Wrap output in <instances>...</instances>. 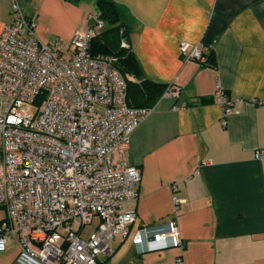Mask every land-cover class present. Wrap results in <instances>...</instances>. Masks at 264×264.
I'll use <instances>...</instances> for the list:
<instances>
[{"label":"crops","instance_id":"crops-1","mask_svg":"<svg viewBox=\"0 0 264 264\" xmlns=\"http://www.w3.org/2000/svg\"><path fill=\"white\" fill-rule=\"evenodd\" d=\"M97 1L0 0V35L16 2L35 21L38 40L70 44L88 29ZM110 1L144 79L179 96L163 95L131 134L129 162L142 176L138 200L127 205L136 220L101 264H264V158H256L264 151V107L255 103L264 98V0ZM182 44L213 55L214 66L185 58ZM219 92L233 101L229 115ZM171 220L184 250L138 255L136 232ZM18 252L9 245L0 264H19Z\"/></svg>","mask_w":264,"mask_h":264},{"label":"built area","instance_id":"built-area-1","mask_svg":"<svg viewBox=\"0 0 264 264\" xmlns=\"http://www.w3.org/2000/svg\"><path fill=\"white\" fill-rule=\"evenodd\" d=\"M12 10L13 22L0 35V253L14 244L19 264H101L136 220L127 205L138 200L142 176L129 162L130 137L151 109L129 106L113 55L92 54L93 39L106 28L98 14L87 17L88 29L70 44H45L16 2ZM120 39L128 48L124 30ZM180 51L188 60L208 61L197 47L182 44ZM178 96L171 87L164 94ZM217 103L232 112L223 92ZM255 103L264 107V98ZM182 202L174 196L176 210ZM132 245L138 255L184 250L172 220L142 227Z\"/></svg>","mask_w":264,"mask_h":264},{"label":"trees","instance_id":"trees-1","mask_svg":"<svg viewBox=\"0 0 264 264\" xmlns=\"http://www.w3.org/2000/svg\"><path fill=\"white\" fill-rule=\"evenodd\" d=\"M98 15L105 22V30L97 35L91 44L93 55H113L115 67L127 82L129 105L136 109L154 108L170 86L157 84L144 79L139 63L130 47H121L120 31L124 30L128 40L129 29L118 8L110 0L97 1ZM207 63L214 66L213 55L207 57ZM205 64V65H206ZM205 100L203 103H208Z\"/></svg>","mask_w":264,"mask_h":264},{"label":"rangeland","instance_id":"rangeland-1","mask_svg":"<svg viewBox=\"0 0 264 264\" xmlns=\"http://www.w3.org/2000/svg\"><path fill=\"white\" fill-rule=\"evenodd\" d=\"M88 11H89V12H92V15H93V16H96V15H97V12H98V9H97V7H95L94 4H93V5L90 4V5H89V10H88ZM50 43H51V42H50ZM45 44H49V43H45ZM25 108H26L28 111H31V112H34V111L36 110L35 107H33V106H26ZM4 217H5V211L0 209V221H1L2 219H4ZM98 222H99L98 219H95L94 224H93L92 226L86 227V228L84 229V231H83V235H82L83 238H85V239L89 238V236H90L91 233L93 232L94 226H95ZM60 234H62V231H60ZM52 242H53L55 245H57V246H61L63 240H62V238H60V237H54L53 240H52Z\"/></svg>","mask_w":264,"mask_h":264}]
</instances>
